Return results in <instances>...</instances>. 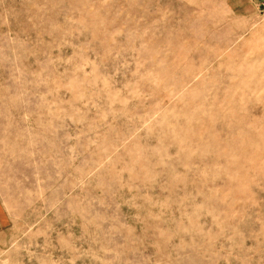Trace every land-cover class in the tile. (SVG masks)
Returning <instances> with one entry per match:
<instances>
[{"label":"rangeland","instance_id":"1","mask_svg":"<svg viewBox=\"0 0 264 264\" xmlns=\"http://www.w3.org/2000/svg\"><path fill=\"white\" fill-rule=\"evenodd\" d=\"M0 264H264V0H0Z\"/></svg>","mask_w":264,"mask_h":264},{"label":"crops","instance_id":"2","mask_svg":"<svg viewBox=\"0 0 264 264\" xmlns=\"http://www.w3.org/2000/svg\"><path fill=\"white\" fill-rule=\"evenodd\" d=\"M2 222H3V221H2V218L0 217V225H1V226H3Z\"/></svg>","mask_w":264,"mask_h":264}]
</instances>
